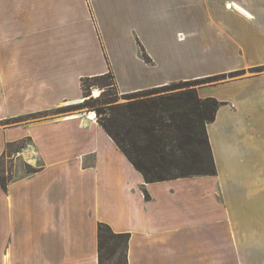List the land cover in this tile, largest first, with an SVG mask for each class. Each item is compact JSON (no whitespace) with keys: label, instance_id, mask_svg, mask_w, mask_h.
Instances as JSON below:
<instances>
[{"label":"crops","instance_id":"crops-1","mask_svg":"<svg viewBox=\"0 0 264 264\" xmlns=\"http://www.w3.org/2000/svg\"><path fill=\"white\" fill-rule=\"evenodd\" d=\"M263 65L264 0H0V264H98L100 222L128 264H264V71L196 86L215 175L145 182L78 109L109 71L122 94Z\"/></svg>","mask_w":264,"mask_h":264},{"label":"trees","instance_id":"trees-1","mask_svg":"<svg viewBox=\"0 0 264 264\" xmlns=\"http://www.w3.org/2000/svg\"><path fill=\"white\" fill-rule=\"evenodd\" d=\"M137 42L141 47L140 54L149 62V56ZM219 76L177 80L163 86L122 93L124 101L121 102L115 98L92 105L101 127L142 174L145 182L215 175L216 163L206 128L215 119L223 102L211 96L199 97L196 85L217 80ZM105 78L113 82H103V86L116 87L110 71L82 78L84 97L87 95L84 94V83L88 79L99 81ZM88 99L78 106L88 104ZM0 181L5 188L6 182L1 176ZM97 236L98 264H128L129 233L114 232L106 223L100 222ZM116 254L120 257L113 263Z\"/></svg>","mask_w":264,"mask_h":264},{"label":"rangeland","instance_id":"rangeland-1","mask_svg":"<svg viewBox=\"0 0 264 264\" xmlns=\"http://www.w3.org/2000/svg\"><path fill=\"white\" fill-rule=\"evenodd\" d=\"M162 18H163L162 11H155L154 22L153 23L157 24L159 21H161ZM141 22H142V20L139 19L138 22L136 23L137 24L136 26L140 30L143 28V26L141 25ZM139 43L142 45V47L144 48L145 52L147 53L146 48L142 44V42L139 41ZM188 43H192V41H188ZM138 47L141 48L140 45H138ZM191 50L192 49L189 48L186 45L185 52H187L188 57L193 56V55L196 56L197 54L194 51H191ZM262 71H264V65L260 66L258 68H254V69L246 68V69H244L242 71H235V72H231V73H228V74L221 75V76H219V79H217V80L214 79L212 81L204 83L203 85L210 84V83H213V82L216 83V82L223 81V80L231 78V77L235 78V77H239V76H242V75H248V74L251 75V74L259 73V72H262ZM107 81L113 82L112 80H110V78H105V79L99 80V81H94L92 79L91 80L88 79L84 83V88L86 89L84 94H87L84 97V99L89 98L87 100L88 104H86L84 106H81L82 108H78V109L87 110L88 112L91 111V112H94L96 114V112L94 110L95 107L92 104H97L98 102H102V101H105V100H109V101L110 100H114L115 98H117V100H116L117 102L124 101V99L122 98L121 93L118 92L116 87H110V86H103L102 85L103 82H107ZM222 94H223V92H222ZM93 99H95L94 102L92 101ZM112 103H114V102H112ZM64 112H66V111H64ZM64 112H61V113H64ZM61 113H57V114H61ZM96 117H97V115H96ZM26 120H28V119H26ZM216 131H217V129H215V132ZM19 145H20V143H17L14 146L7 147L6 149H4V151H3V153H2V155L0 157V174H1L2 179L6 183L8 182L9 177L11 176L10 169H11V166L13 164V159H15V156L17 155V154H13V153L16 152V150L19 147ZM119 257H120L119 254H116L112 258L111 262H113V263L116 262Z\"/></svg>","mask_w":264,"mask_h":264},{"label":"bare ground","instance_id":"bare-ground-1","mask_svg":"<svg viewBox=\"0 0 264 264\" xmlns=\"http://www.w3.org/2000/svg\"><path fill=\"white\" fill-rule=\"evenodd\" d=\"M230 5V6H229ZM231 6H233L234 8H238V6L237 5H234L233 3H228V5H226L225 7H231ZM241 12H243L245 15H247V16H250L247 12H245V11H243L241 8H238ZM91 116V118H93L94 117V113L93 114H90Z\"/></svg>","mask_w":264,"mask_h":264},{"label":"built area","instance_id":"built-area-1","mask_svg":"<svg viewBox=\"0 0 264 264\" xmlns=\"http://www.w3.org/2000/svg\"><path fill=\"white\" fill-rule=\"evenodd\" d=\"M88 117H90V116H88ZM94 118H96V114L94 113Z\"/></svg>","mask_w":264,"mask_h":264}]
</instances>
